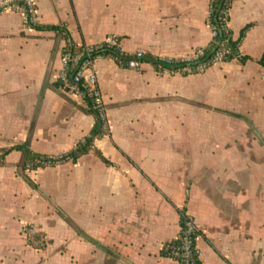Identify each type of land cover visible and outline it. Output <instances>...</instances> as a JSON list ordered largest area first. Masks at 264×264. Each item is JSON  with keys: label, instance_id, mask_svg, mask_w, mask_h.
<instances>
[{"label": "crops", "instance_id": "crops-1", "mask_svg": "<svg viewBox=\"0 0 264 264\" xmlns=\"http://www.w3.org/2000/svg\"><path fill=\"white\" fill-rule=\"evenodd\" d=\"M230 1L243 63L182 74L98 59L107 131L93 150L24 170L23 153L8 151L0 264H176L162 250L178 237L181 213L198 228L200 264H264V0ZM35 3L30 26L0 14V150L58 156L90 134L94 114L58 81L67 40L113 37L125 54L161 60L211 41L209 0Z\"/></svg>", "mask_w": 264, "mask_h": 264}, {"label": "built area", "instance_id": "built-area-1", "mask_svg": "<svg viewBox=\"0 0 264 264\" xmlns=\"http://www.w3.org/2000/svg\"><path fill=\"white\" fill-rule=\"evenodd\" d=\"M212 3L213 0H209V12L207 16L208 26V17ZM9 12L22 15L25 25L30 26L35 21V0H0V14ZM209 29L212 39L216 35V30L210 26ZM115 47L120 49L117 40L113 37H108L101 43L96 44L77 45L67 40L60 56L61 70L58 75V81L62 88L65 89L66 93L79 97L86 109H91L96 113L104 121V128L106 127L105 108L103 96L97 82L96 61L104 58L112 59L109 54H105L102 50L104 48L111 49ZM204 49L205 48L197 49L192 55L183 59L168 61H195L204 54ZM230 53L231 51L227 39H224L218 44L217 51L210 62L212 65L225 63L226 57ZM143 57V51H136L127 62L126 68L138 70L141 65L140 60ZM208 63L199 64L196 67V74L203 73V71L207 69ZM164 71L168 72L167 70ZM192 71V68L185 66L179 73L193 74ZM24 232L27 238L29 236V238L32 239L34 232L31 229H25ZM198 238L199 231L194 219L182 213L181 228L178 237L166 243L163 247V250H165V257L173 260L176 264H196V262L199 261V251L197 249ZM30 241L32 243L35 240Z\"/></svg>", "mask_w": 264, "mask_h": 264}, {"label": "trees", "instance_id": "trees-1", "mask_svg": "<svg viewBox=\"0 0 264 264\" xmlns=\"http://www.w3.org/2000/svg\"><path fill=\"white\" fill-rule=\"evenodd\" d=\"M231 1L230 0H213V3L210 7V13L208 17V23L211 28L216 30V35L211 39L209 45L205 47L204 54L191 62H183V61H168L161 59H151V58H142L140 61H148L150 62L156 69L167 70L169 72H180L181 69L185 66H188L193 69L192 73L196 74V67L199 64H206L207 68L212 66L210 60L214 57L215 52L217 51L218 44L227 39L228 46L230 48L231 53L226 57L225 62H229L233 59H237L241 63L245 61V57L241 56L239 53V43L241 38L244 35V30L241 32L240 38L237 40H233L230 29L228 28V20H229V8ZM227 27V30H226ZM105 54H109V56L121 67L126 68L127 62L131 59L132 55H128L122 53L118 48H111L102 50ZM183 74V73H182ZM90 113L94 114L96 122L91 130L90 134L85 137L83 140L79 141L76 146L69 152L63 153L58 156H45L34 153L29 149L27 145H17L10 149L0 150V162L4 160L5 155L10 150H18L23 153V159L20 164V167L24 169H37L48 166H55L57 164L71 161L75 162L80 156L85 155L93 150L94 148V140L103 136L106 132L104 128V121L91 109H87ZM99 157L105 162L108 163L100 154ZM182 214V213H181ZM30 229L29 227L26 230ZM29 238V236H28ZM32 239L38 241L41 239L40 236L36 233L32 235ZM42 243V240H41ZM163 256H165V250H162ZM196 264H200V261H197Z\"/></svg>", "mask_w": 264, "mask_h": 264}, {"label": "rangeland", "instance_id": "rangeland-1", "mask_svg": "<svg viewBox=\"0 0 264 264\" xmlns=\"http://www.w3.org/2000/svg\"><path fill=\"white\" fill-rule=\"evenodd\" d=\"M204 72V71H203ZM107 123H105V125H106ZM105 130L107 131V125H106V127H105Z\"/></svg>", "mask_w": 264, "mask_h": 264}]
</instances>
